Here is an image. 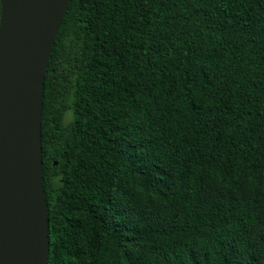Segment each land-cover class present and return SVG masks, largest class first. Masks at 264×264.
<instances>
[{
    "label": "trees",
    "instance_id": "1",
    "mask_svg": "<svg viewBox=\"0 0 264 264\" xmlns=\"http://www.w3.org/2000/svg\"><path fill=\"white\" fill-rule=\"evenodd\" d=\"M41 135L48 264H264V0H70Z\"/></svg>",
    "mask_w": 264,
    "mask_h": 264
},
{
    "label": "water",
    "instance_id": "2",
    "mask_svg": "<svg viewBox=\"0 0 264 264\" xmlns=\"http://www.w3.org/2000/svg\"><path fill=\"white\" fill-rule=\"evenodd\" d=\"M70 0H0V264H48L44 78Z\"/></svg>",
    "mask_w": 264,
    "mask_h": 264
}]
</instances>
